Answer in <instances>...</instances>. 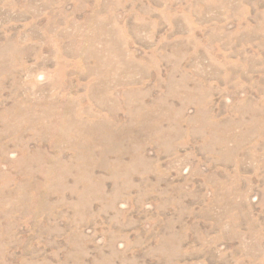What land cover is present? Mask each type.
<instances>
[{
    "label": "rangeland",
    "instance_id": "1",
    "mask_svg": "<svg viewBox=\"0 0 264 264\" xmlns=\"http://www.w3.org/2000/svg\"><path fill=\"white\" fill-rule=\"evenodd\" d=\"M0 264H264V0H0Z\"/></svg>",
    "mask_w": 264,
    "mask_h": 264
}]
</instances>
